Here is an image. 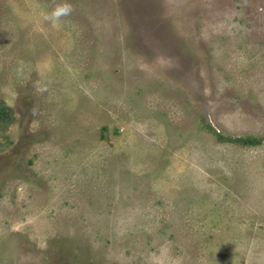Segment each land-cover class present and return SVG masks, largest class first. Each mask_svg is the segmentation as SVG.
Returning <instances> with one entry per match:
<instances>
[{"label": "rangeland", "instance_id": "374dc122", "mask_svg": "<svg viewBox=\"0 0 264 264\" xmlns=\"http://www.w3.org/2000/svg\"><path fill=\"white\" fill-rule=\"evenodd\" d=\"M0 0V264H264V0Z\"/></svg>", "mask_w": 264, "mask_h": 264}, {"label": "clouds", "instance_id": "9594fccd", "mask_svg": "<svg viewBox=\"0 0 264 264\" xmlns=\"http://www.w3.org/2000/svg\"><path fill=\"white\" fill-rule=\"evenodd\" d=\"M72 12L71 3L64 0L63 3L57 4L50 12L43 15V19L49 21L53 25L57 24L61 17L68 16Z\"/></svg>", "mask_w": 264, "mask_h": 264}]
</instances>
